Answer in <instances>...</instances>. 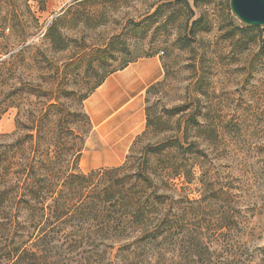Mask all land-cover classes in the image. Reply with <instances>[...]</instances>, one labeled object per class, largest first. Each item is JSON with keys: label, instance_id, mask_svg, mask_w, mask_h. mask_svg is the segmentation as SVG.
I'll list each match as a JSON object with an SVG mask.
<instances>
[{"label": "rangeland", "instance_id": "374dc122", "mask_svg": "<svg viewBox=\"0 0 264 264\" xmlns=\"http://www.w3.org/2000/svg\"><path fill=\"white\" fill-rule=\"evenodd\" d=\"M17 8L20 27L38 32L31 40L51 59L49 73L60 66L70 94H86L95 124L80 169L122 164L148 115L152 142L189 126L196 177L167 192L183 200L179 213L195 234L228 249L227 264H264V25L242 21L231 0H29ZM98 49L105 51L91 55ZM150 57L162 74L141 93L145 122L137 134L120 126L105 140L96 121L136 92L128 79L107 84L124 64ZM16 112L0 118V133L16 129ZM186 196L194 199L192 210Z\"/></svg>", "mask_w": 264, "mask_h": 264}, {"label": "trees", "instance_id": "16d2710c", "mask_svg": "<svg viewBox=\"0 0 264 264\" xmlns=\"http://www.w3.org/2000/svg\"><path fill=\"white\" fill-rule=\"evenodd\" d=\"M28 1L0 0V118L17 111L16 129L0 133V264L233 263L219 242L195 234L172 194L196 177L189 126L152 142L148 115L122 164L80 169L93 129L86 94H70L60 66L49 73L51 59L31 40L38 32L20 27L17 6Z\"/></svg>", "mask_w": 264, "mask_h": 264}, {"label": "crops", "instance_id": "0c3cea01", "mask_svg": "<svg viewBox=\"0 0 264 264\" xmlns=\"http://www.w3.org/2000/svg\"><path fill=\"white\" fill-rule=\"evenodd\" d=\"M161 74L162 67L150 57L140 59L126 66L122 70V73L107 84L108 87H112L116 83L119 84L120 82L128 79V85L131 86L134 91L136 90V92L131 94L124 102L115 106L112 110L108 111L105 116L96 121L98 124V130L104 135V138L110 132L115 133L120 126L129 127V131L134 132L135 134L140 131V126L143 121L145 122L146 120L143 112V106H140L142 100L140 97L141 93L152 83L157 81ZM132 108L136 109L132 111L130 110ZM91 118L92 122L95 124L92 116ZM95 128H97V126ZM112 134L113 133H111V135ZM105 140L107 139L105 138Z\"/></svg>", "mask_w": 264, "mask_h": 264}, {"label": "water", "instance_id": "95a60500", "mask_svg": "<svg viewBox=\"0 0 264 264\" xmlns=\"http://www.w3.org/2000/svg\"><path fill=\"white\" fill-rule=\"evenodd\" d=\"M231 6L245 23L264 25V0H231Z\"/></svg>", "mask_w": 264, "mask_h": 264}, {"label": "built area", "instance_id": "2783aa9c", "mask_svg": "<svg viewBox=\"0 0 264 264\" xmlns=\"http://www.w3.org/2000/svg\"><path fill=\"white\" fill-rule=\"evenodd\" d=\"M162 53H163V51H162Z\"/></svg>", "mask_w": 264, "mask_h": 264}]
</instances>
